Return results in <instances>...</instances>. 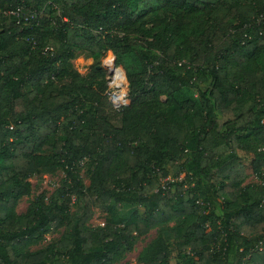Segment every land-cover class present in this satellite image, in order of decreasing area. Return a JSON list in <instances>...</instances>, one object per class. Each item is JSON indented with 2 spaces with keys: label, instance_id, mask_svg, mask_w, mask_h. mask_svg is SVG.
Segmentation results:
<instances>
[{
  "label": "trees",
  "instance_id": "obj_1",
  "mask_svg": "<svg viewBox=\"0 0 264 264\" xmlns=\"http://www.w3.org/2000/svg\"><path fill=\"white\" fill-rule=\"evenodd\" d=\"M250 171L263 178L264 0H0V264H116L153 230L135 264H170L166 231L177 264H264ZM58 172L19 215L30 180Z\"/></svg>",
  "mask_w": 264,
  "mask_h": 264
},
{
  "label": "rangeland",
  "instance_id": "obj_2",
  "mask_svg": "<svg viewBox=\"0 0 264 264\" xmlns=\"http://www.w3.org/2000/svg\"><path fill=\"white\" fill-rule=\"evenodd\" d=\"M115 63V58L112 55H108L106 59H104L101 63L102 67L108 70V81L110 87V96L112 101L114 98L117 97L118 94L121 93V80H120V73L117 69L113 68ZM73 69L80 73L82 76L90 75L92 71L93 61L88 59L84 54H80L73 62ZM208 85L205 84L202 88L207 87ZM116 100V99H115ZM113 123L118 124V118L112 115ZM241 157L244 158L246 162H249V159H246V153L239 151L238 152ZM80 177L84 180L85 184L89 186V178L87 176V167L83 165L80 172ZM184 177V176H183ZM65 179V174L62 172H58L54 175H36L34 176L30 182L32 183V192L31 195L28 197L23 198L19 204L17 205L16 212L20 214L26 213L30 204L35 201V199L42 195L43 193L50 198L53 194L56 193L58 189L61 188L63 180ZM165 183V182H164ZM255 186L258 188L264 189V173L263 178L260 179L253 175L252 171L249 172L248 177L246 178L243 186ZM72 210L76 209V198H72ZM108 222V217L106 214L96 210V216L94 219L90 220L88 226L93 229L104 227ZM173 225V224H171ZM65 232V228H58L52 230L49 234L45 236L44 241L38 246L32 248V251H37L43 249L52 243L59 241ZM157 230H153L150 234L145 237H138L137 243L134 248V251L127 254L126 258L116 264H135L139 254L142 250L149 245L156 237H157ZM166 239L170 245V250L172 252L170 264H177V256L179 254V250L177 247L178 241L173 238L169 231H166Z\"/></svg>",
  "mask_w": 264,
  "mask_h": 264
},
{
  "label": "water",
  "instance_id": "obj_3",
  "mask_svg": "<svg viewBox=\"0 0 264 264\" xmlns=\"http://www.w3.org/2000/svg\"><path fill=\"white\" fill-rule=\"evenodd\" d=\"M113 68L116 69L115 63H114V65H113Z\"/></svg>",
  "mask_w": 264,
  "mask_h": 264
},
{
  "label": "built area",
  "instance_id": "obj_4",
  "mask_svg": "<svg viewBox=\"0 0 264 264\" xmlns=\"http://www.w3.org/2000/svg\"><path fill=\"white\" fill-rule=\"evenodd\" d=\"M116 98H114V100H115Z\"/></svg>",
  "mask_w": 264,
  "mask_h": 264
}]
</instances>
